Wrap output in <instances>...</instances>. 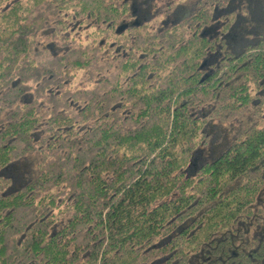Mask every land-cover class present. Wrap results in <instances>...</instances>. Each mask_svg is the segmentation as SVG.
<instances>
[{"label": "trees", "instance_id": "obj_1", "mask_svg": "<svg viewBox=\"0 0 264 264\" xmlns=\"http://www.w3.org/2000/svg\"><path fill=\"white\" fill-rule=\"evenodd\" d=\"M155 2L0 0V264H264V0Z\"/></svg>", "mask_w": 264, "mask_h": 264}, {"label": "rangeland", "instance_id": "obj_2", "mask_svg": "<svg viewBox=\"0 0 264 264\" xmlns=\"http://www.w3.org/2000/svg\"><path fill=\"white\" fill-rule=\"evenodd\" d=\"M132 2V6L135 13V18L138 21H141L145 18H150L152 15H154V11L156 7H160L161 5L157 4L155 0H130ZM253 6L248 7L249 15L247 17V20L250 21L249 24L256 23L257 25L261 26L258 19L259 16L262 13L263 6L259 4H255L254 2ZM186 11L184 9H178L177 14H183ZM182 16V15H181ZM134 19V18H133ZM125 23L124 25H126ZM248 24V25H249ZM232 42L236 45L237 48L241 47L247 42V39L245 36L240 33V31L237 29L233 30L231 34ZM245 42V43H244ZM264 124V121L261 123ZM237 122L235 120H214L211 124V127H209V131H211L212 135V141L211 146L208 148H200L198 149L192 157V161L187 168V170L190 173H193L197 170V168L203 164L206 160H212L217 156L222 150H224L231 139L236 135L237 133ZM24 163H19L17 165L11 166L9 168L8 173L18 182L17 180L20 179V177L26 173L27 167L22 166Z\"/></svg>", "mask_w": 264, "mask_h": 264}, {"label": "flooded vegetation", "instance_id": "obj_3", "mask_svg": "<svg viewBox=\"0 0 264 264\" xmlns=\"http://www.w3.org/2000/svg\"><path fill=\"white\" fill-rule=\"evenodd\" d=\"M127 26V25H126Z\"/></svg>", "mask_w": 264, "mask_h": 264}]
</instances>
